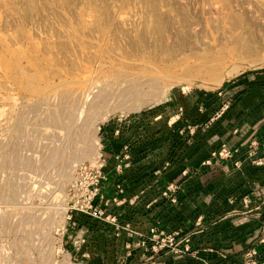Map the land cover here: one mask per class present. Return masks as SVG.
Returning <instances> with one entry per match:
<instances>
[{
	"label": "rangeland",
	"instance_id": "rangeland-1",
	"mask_svg": "<svg viewBox=\"0 0 264 264\" xmlns=\"http://www.w3.org/2000/svg\"><path fill=\"white\" fill-rule=\"evenodd\" d=\"M262 74L264 0H0V264H207L184 186L128 210L127 174L156 140L205 138L226 87Z\"/></svg>",
	"mask_w": 264,
	"mask_h": 264
},
{
	"label": "crops",
	"instance_id": "crops-1",
	"mask_svg": "<svg viewBox=\"0 0 264 264\" xmlns=\"http://www.w3.org/2000/svg\"><path fill=\"white\" fill-rule=\"evenodd\" d=\"M257 77L241 78L226 87L220 102L224 99L231 107L222 108L226 113L222 111V118L206 131L205 138L183 140L174 149L166 139L156 140L139 153L135 167L127 174L128 182L142 179L135 186L128 185L131 199L123 206L128 210L139 211L148 199H154V185L159 181L173 179L184 186L185 215L206 217L196 226L197 231H203L197 255L209 264L242 262L249 247H256L264 259V164L256 165L247 156L250 140L257 137L261 141L259 155L264 157V89L258 85L264 75ZM224 144L241 151L232 158L206 163L210 152ZM112 183L106 189L110 197L116 192ZM146 183L153 184L148 188ZM150 210L147 218L151 223L172 226L169 206H151Z\"/></svg>",
	"mask_w": 264,
	"mask_h": 264
},
{
	"label": "built area",
	"instance_id": "built-area-1",
	"mask_svg": "<svg viewBox=\"0 0 264 264\" xmlns=\"http://www.w3.org/2000/svg\"><path fill=\"white\" fill-rule=\"evenodd\" d=\"M235 151H237V149H229L228 147L224 146L222 148V150L219 151H215L213 152L214 156H220L222 158L224 157H230L233 153H235ZM176 186H174L173 184L169 185L168 187V191H175L176 190ZM93 206H90V209H92ZM127 227L129 228V225H127ZM154 231H156L155 229H152V232L154 233ZM185 246H184V250H182L183 252H189L192 249V237L187 236L185 238ZM262 242L264 243V238L262 239ZM177 246L174 247V249H176ZM154 249H156V247L154 246ZM223 258H225L224 255H222ZM209 264V263H207ZM224 264H264V259H261V255L260 252L257 250L256 247H253L251 249H249L244 257H243V261L242 262H231V261H224Z\"/></svg>",
	"mask_w": 264,
	"mask_h": 264
},
{
	"label": "bare ground",
	"instance_id": "bare-ground-1",
	"mask_svg": "<svg viewBox=\"0 0 264 264\" xmlns=\"http://www.w3.org/2000/svg\"><path fill=\"white\" fill-rule=\"evenodd\" d=\"M244 47H245V46H244ZM246 48H247V47H246ZM248 50H249V47H248ZM249 51H250V50H249ZM249 51H248V52H249ZM248 52H247V54H248Z\"/></svg>",
	"mask_w": 264,
	"mask_h": 264
}]
</instances>
